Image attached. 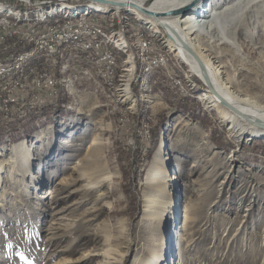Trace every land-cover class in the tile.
Masks as SVG:
<instances>
[{"label":"rangeland","instance_id":"obj_1","mask_svg":"<svg viewBox=\"0 0 264 264\" xmlns=\"http://www.w3.org/2000/svg\"><path fill=\"white\" fill-rule=\"evenodd\" d=\"M74 1L0 0V6L15 12L0 13V21L34 26L28 35L40 36L44 29L66 23L59 3L79 5L77 11L89 3ZM92 11L99 19L89 17L94 20H84L80 29L94 26V35H103L96 45L112 48L114 80L99 69L106 63L88 58L86 45L66 40L68 32L60 33L53 50H42L39 37H31L22 50L11 43L2 46L9 49L10 61L20 53L33 57L23 58L16 71L0 72V80L15 75L25 80L35 69L55 66L56 93L55 103L1 100L2 108L11 109L8 116L0 111V264H148L152 249L163 255L156 264H264V137L230 135L229 124L207 99H200L203 82L164 28L126 7L106 4ZM246 21L235 39L257 75L238 69V59L220 61L205 53L213 65H225L233 89L264 105V6L252 10ZM3 27L0 36L21 38L22 30ZM139 31L152 40V49L140 44ZM125 47L128 57L121 50ZM147 64L154 66L144 75L149 88L130 82V96L124 93L117 101L113 87L118 75L129 73L130 67L144 82ZM77 69L85 78L74 76ZM155 99L159 104L152 106ZM183 102L189 103L184 109ZM118 114H126V121ZM148 121L150 128L162 121L153 148L149 129L136 137ZM96 136L100 144H92ZM161 140L166 168L177 177L171 186V197L178 199L175 218L144 213V176ZM20 141L31 144L27 164L11 148ZM85 169L97 177L108 170L112 176L82 198L86 181L79 172ZM105 248L118 253L107 258Z\"/></svg>","mask_w":264,"mask_h":264},{"label":"bare ground","instance_id":"obj_2","mask_svg":"<svg viewBox=\"0 0 264 264\" xmlns=\"http://www.w3.org/2000/svg\"><path fill=\"white\" fill-rule=\"evenodd\" d=\"M22 1L26 2L29 0ZM113 1L124 5L122 7L129 9L138 18L146 20L151 25L161 26L165 29L171 43L178 49V54L181 55L185 63L190 66V69L203 82L205 91L202 93L200 99H207L211 108L215 110L221 120L229 124L230 135L239 138L240 135L245 134L248 138L252 139L264 137V105L260 104L255 96L249 93L243 94L233 89L225 65L221 64L218 68L216 65H213L208 53H205L215 54L220 61H224L223 59L226 57H230L233 60L238 59L240 64H235L238 69L257 75V70L248 63L249 61L252 64L251 60L245 59L242 56L243 49L240 43L236 41L235 35L242 29L243 25L247 24L246 16H250L252 10L254 12L256 7L264 6V0H227V2H224V0H200L193 6H190L193 0H148V4H144L145 0ZM91 4L92 2L82 5L86 8L77 11L74 7H78L79 5L69 6L61 2L58 4L60 6L58 11L64 12L66 23H73L75 20L87 19L89 17L99 19L94 15L96 12L92 10H99L106 4ZM119 4L115 5V7H120ZM91 6L94 7L91 8ZM138 7L146 8L149 12L155 14L153 16L144 14ZM183 7L188 8L182 13L173 12ZM0 13H4L7 16L15 14L14 10L9 7L5 9L3 6H0ZM112 13L110 12V15ZM88 36L90 37V42H93L95 45L100 43L103 38L101 33L94 35V26H87L84 29H80V31L67 33L66 40L74 44L86 45L87 56L90 60H94L98 65L107 64V60H99V55L97 57L94 56L95 50L92 45L81 43V41H88ZM142 45L145 47V44ZM105 50H108L109 55H111L113 64L112 48L107 47ZM121 50L128 57L129 52H127V47ZM164 50L166 51V49ZM6 52L9 51H5L3 53L4 56L0 57V60H4L3 57L6 56ZM143 52L141 57L143 56ZM25 55L28 54L20 53L9 64L8 62L0 63V72L9 74L18 70L23 58L30 59L33 57L31 55L30 57H24ZM152 69H154L152 64L145 65L141 75L144 82L137 76V72H132L130 67L127 68L129 73L125 75L119 74L117 83L113 87L114 94L118 96L116 100L120 102L121 98L119 95L124 97V93L127 92L130 96V82L137 83L139 88H145L143 84L146 85L147 83L145 82L144 75H148ZM102 75L104 76V73ZM14 82L19 87L23 84L27 88L30 87V84L26 80H17L16 75L8 76L6 80H0V83L3 85L13 84ZM146 88H149V86L146 85ZM157 104L159 102L156 99L152 101V106H156ZM44 132L42 130L38 134L43 135ZM96 143L100 144L98 136L92 140V144ZM28 145L31 146V144H28V141H20L11 147L14 154L25 164L28 163V159L30 158V147ZM165 148V141L161 140L152 155L144 176L143 204L146 208L144 213L153 218H162L165 214H169L171 218L176 217L175 204H177L178 199L171 197V186L172 181L177 179V177L175 174L171 176L166 168L167 156H165ZM90 159L93 160L92 158ZM87 168H90V165ZM93 173V170L89 171V169L79 172L80 179L86 181L85 187L80 191L82 198H87L91 195L94 189L99 187L97 184L111 180L112 173L108 170L101 173L100 177H97ZM148 191L153 193L148 196ZM191 207L193 206L191 205ZM190 208L185 214V223L190 218L191 209H193ZM117 253L116 249L112 251L109 248H105L103 255L108 258L111 254L116 255ZM162 256L159 253V249H152L150 258H148V264H156L158 258ZM109 258L113 257L110 256Z\"/></svg>","mask_w":264,"mask_h":264},{"label":"built area","instance_id":"obj_3","mask_svg":"<svg viewBox=\"0 0 264 264\" xmlns=\"http://www.w3.org/2000/svg\"><path fill=\"white\" fill-rule=\"evenodd\" d=\"M43 3L44 0H38V2ZM74 1V0H73ZM37 2V1H36ZM72 2V1H71ZM74 2L78 3V0ZM84 20H94L92 18L81 19L77 20L75 23H62L60 25H52L49 29H44V32L40 36H29L28 35V28L34 26H20L17 23H10V22H2L0 24L4 25L3 28L7 30L10 29H20L22 32L20 33L21 38L17 37L18 40H13L10 33H7L5 36H0V52L9 50L7 47L9 43L13 44V46H21L24 43H28L31 37H39V40H42V50H53V43L57 42V39L60 38L61 32H68L70 31H80V25L83 24ZM15 34V31L13 30ZM10 40H9V39ZM12 38V39H11ZM139 38L140 44H145V49H152V40L144 36L141 31H139ZM3 42V45H1ZM81 43H89L92 45L94 50L99 52V60H107V67H100L101 72H106L107 77L111 80H114V67H112V59L111 55H109L108 50H103L99 45H95L93 42H90V37L88 36V41H81ZM11 52V51H10ZM57 52V51H56ZM4 60H7L8 64L10 60L6 59V56L3 57ZM147 59H155V58H147ZM86 60V59H85ZM88 61V60H86ZM74 76H80V78H85L84 73H80V71L75 72ZM26 82L30 84V87H26L24 84L22 86H18L16 82L13 84H1L0 83V111L3 112V116L10 115L11 108H2L1 107V100L5 97H18L19 102L27 98L28 101H34V103L38 102L39 100H52L55 103V93H56V79H55V66H51L48 69H35L32 72V75L25 79ZM22 99V100H21ZM25 100L23 101V103ZM16 109V108H15ZM119 120L121 122L126 121V114H118ZM123 117V119H121ZM142 129H149V134H151V128L149 125L140 126L138 130V136H142ZM131 145L136 147L135 139H131Z\"/></svg>","mask_w":264,"mask_h":264},{"label":"trees","instance_id":"obj_4","mask_svg":"<svg viewBox=\"0 0 264 264\" xmlns=\"http://www.w3.org/2000/svg\"><path fill=\"white\" fill-rule=\"evenodd\" d=\"M4 1H11V0H4ZM16 4L15 5H20L17 1L15 2ZM21 47H23L22 45L21 46H18L17 48H16V50H22V49H25V48H21ZM184 104H182V106H183V109H184V107H185V105H187V104H189L188 102H183ZM174 103L173 102H171V105H173ZM180 108H181V106H180ZM161 124H162V121H161V123L159 122L158 124H153V126H152V128H151V141H149V146H150V148H153V147H155V145H156V140H157V138H158V135H159V133L161 132ZM152 151V150H151ZM136 152H138V151H135V156H139L138 155V153H136ZM150 153V152H149ZM148 153V154H149ZM140 154V153H139Z\"/></svg>","mask_w":264,"mask_h":264},{"label":"water","instance_id":"obj_5","mask_svg":"<svg viewBox=\"0 0 264 264\" xmlns=\"http://www.w3.org/2000/svg\"><path fill=\"white\" fill-rule=\"evenodd\" d=\"M82 1H85L86 3L87 2H92V3H100V4H107L108 6H110V7H114L115 5H118L119 3L118 2H115V1H113V0H82ZM198 1H200V0H193L192 2H191V4H190V6H193L195 3H197ZM120 5V7H122V6H124V5H122V4H119ZM189 7V6H188ZM188 7H183V8H180L179 10H177V11H173V12H175V13H182V12H184L185 11V9H187ZM138 9L142 12V13H144V14H148V15H151V16H153L155 13H153V12H149L146 8H143V7H138Z\"/></svg>","mask_w":264,"mask_h":264}]
</instances>
